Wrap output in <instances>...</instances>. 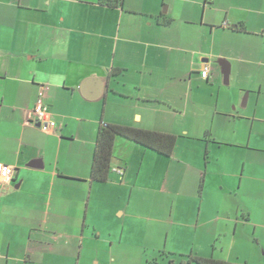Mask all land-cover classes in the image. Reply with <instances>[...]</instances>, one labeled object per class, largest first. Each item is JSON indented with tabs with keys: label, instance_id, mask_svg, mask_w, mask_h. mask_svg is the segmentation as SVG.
I'll use <instances>...</instances> for the list:
<instances>
[{
	"label": "crops",
	"instance_id": "obj_1",
	"mask_svg": "<svg viewBox=\"0 0 264 264\" xmlns=\"http://www.w3.org/2000/svg\"><path fill=\"white\" fill-rule=\"evenodd\" d=\"M122 1L0 0V163L16 169L0 181V264H264V0ZM220 59L256 82L242 109L222 98ZM195 77L219 96H192L183 118L164 87ZM103 124L178 141L166 157L117 137L97 183Z\"/></svg>",
	"mask_w": 264,
	"mask_h": 264
},
{
	"label": "trees",
	"instance_id": "obj_2",
	"mask_svg": "<svg viewBox=\"0 0 264 264\" xmlns=\"http://www.w3.org/2000/svg\"><path fill=\"white\" fill-rule=\"evenodd\" d=\"M105 1L108 0H100L101 3H105ZM113 2L115 5H122L123 1L113 0ZM164 24L167 25L169 23L165 22ZM239 30L246 32L243 27H240ZM121 72L120 70H114L110 75L112 77H117ZM117 137L132 140L166 157L172 156L178 141V137L172 134L134 129L120 125L103 124L98 131L96 150L91 170V178L94 182L105 183L109 180L113 159V148ZM189 261L195 264H227L198 257H191ZM181 264H184V262Z\"/></svg>",
	"mask_w": 264,
	"mask_h": 264
},
{
	"label": "rangeland",
	"instance_id": "obj_3",
	"mask_svg": "<svg viewBox=\"0 0 264 264\" xmlns=\"http://www.w3.org/2000/svg\"><path fill=\"white\" fill-rule=\"evenodd\" d=\"M262 48L264 50V46L262 45ZM264 57V55H263ZM262 58V56H260V59ZM222 60V59H220ZM227 60V59H225ZM230 65H231V69H232V64L229 60H227ZM218 65V69H220V72L222 74V69L221 66L219 65V61L217 63ZM165 81V80H164ZM167 81V80H166ZM256 83L255 81H245V80H241L239 79V77L236 75V73H232L231 70V75H230V83L229 85H225L224 84V77L223 74L221 75V80L217 81V84L220 85L221 88V95L222 98L223 97H229V95L231 94H236V95H240V109H242V105L244 104L245 100L248 97V93H244L243 95H241V89L240 86L244 85V86H253V84ZM173 88L171 87V85H167L164 87V95L167 94V99H170L171 103H173L175 106H177L179 108L180 111H183L184 114L181 116L183 118H185L186 116H189L192 112H193V108H192V96L194 95H201V96H205L207 99L209 100H217L218 96H219V89L215 88H208L205 87L202 84V81L200 79H198L197 77L193 78L192 81H180V80H176L173 84ZM187 94V95H185ZM191 95V98H189ZM242 96V97H241ZM190 107V108H188ZM171 113V112H168ZM180 113V112H179ZM182 113V112H181ZM173 115V114H171ZM175 115V114H174ZM177 117L179 118L178 114H176ZM176 117V116H174ZM183 121V119H182ZM258 262V259H257Z\"/></svg>",
	"mask_w": 264,
	"mask_h": 264
},
{
	"label": "built area",
	"instance_id": "obj_4",
	"mask_svg": "<svg viewBox=\"0 0 264 264\" xmlns=\"http://www.w3.org/2000/svg\"><path fill=\"white\" fill-rule=\"evenodd\" d=\"M208 75L209 67L206 66L202 72V77L207 79ZM43 91L44 89L39 93V97L34 108V123L39 125L43 131L47 132L49 131L51 125V118L49 109L44 102L45 96ZM15 172L16 169L14 167L0 163V181L4 185H9L13 181ZM115 172L120 176L124 173L122 169H116Z\"/></svg>",
	"mask_w": 264,
	"mask_h": 264
},
{
	"label": "water",
	"instance_id": "obj_5",
	"mask_svg": "<svg viewBox=\"0 0 264 264\" xmlns=\"http://www.w3.org/2000/svg\"><path fill=\"white\" fill-rule=\"evenodd\" d=\"M219 65L222 69V74L224 77V84L229 85L230 83V73H231V67L230 63L226 60H220ZM104 90V86L101 85L99 82V79L97 78H90L86 80V82L82 86V92L86 99L88 100H96L98 99ZM247 99L244 102V105H246Z\"/></svg>",
	"mask_w": 264,
	"mask_h": 264
}]
</instances>
